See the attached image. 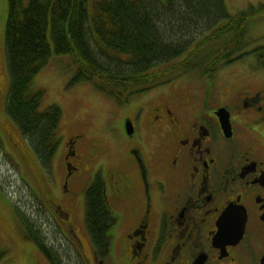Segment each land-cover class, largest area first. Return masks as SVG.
Here are the masks:
<instances>
[{
  "label": "flooded vegetation",
  "instance_id": "af4514ba",
  "mask_svg": "<svg viewBox=\"0 0 264 264\" xmlns=\"http://www.w3.org/2000/svg\"><path fill=\"white\" fill-rule=\"evenodd\" d=\"M255 58L203 87L178 77L99 107L89 154L85 134L69 135L61 182L39 195L59 264H264V52ZM94 187L104 245L90 228Z\"/></svg>",
  "mask_w": 264,
  "mask_h": 264
},
{
  "label": "trees",
  "instance_id": "16d2710c",
  "mask_svg": "<svg viewBox=\"0 0 264 264\" xmlns=\"http://www.w3.org/2000/svg\"><path fill=\"white\" fill-rule=\"evenodd\" d=\"M93 6L89 9V0H8L6 112L45 167L60 141L62 110L56 105L41 110L43 93L33 90L32 83L50 59L51 42L57 54L73 56L72 82L90 81L124 103L169 76H213L244 54L236 55L248 45L246 25L264 14L262 5L230 16L224 0H95ZM224 19L228 24L217 25ZM258 50L263 53L264 47L253 52ZM89 200L90 228L104 245L107 217L96 187ZM19 211L26 238L46 251L40 229L20 205ZM46 255L59 264L49 251Z\"/></svg>",
  "mask_w": 264,
  "mask_h": 264
},
{
  "label": "rangeland",
  "instance_id": "374dc122",
  "mask_svg": "<svg viewBox=\"0 0 264 264\" xmlns=\"http://www.w3.org/2000/svg\"><path fill=\"white\" fill-rule=\"evenodd\" d=\"M262 1L264 0H225V3L229 12L236 14L250 4L256 5ZM94 2L95 0H89V9H94ZM7 16L8 0H0V136L4 142L5 152L16 163L20 164L21 170H18L17 166L9 162L3 154H0V264L34 262L50 264L37 244L25 237V227L19 211L20 205L22 212L30 217L33 224L35 223L36 227L48 235V226L45 223V218L41 219L38 212L40 205L37 203L36 194L34 193L41 195L44 186H48V172H51V168L42 166L35 159L34 152L29 147H24L18 127L6 112V98L10 87V74L6 55ZM251 20L246 25L248 27L246 35L248 45L236 54L264 44V15ZM51 43L52 54L50 59L38 72L32 83L33 90L43 93L40 109L45 111L52 104L61 108L62 119L58 131L61 138H67L72 133L91 135V137L96 138L97 133L100 131L95 120L96 112L99 107H110L114 99L99 91L90 81L72 82L76 68L73 56L71 54H57L54 51L53 42ZM255 60V55L249 54L242 60L221 67L217 72V76L222 78L242 63L251 66ZM185 82L203 87L205 80L194 76L192 80ZM74 123L77 127H74ZM15 143L23 145L24 149L27 148L28 155L33 160L32 162L23 158L15 147ZM63 144L64 141L60 142L55 152V167L51 183H59L63 175ZM91 148L85 150V152H88ZM41 163L43 164V162ZM46 237L48 239V236Z\"/></svg>",
  "mask_w": 264,
  "mask_h": 264
}]
</instances>
